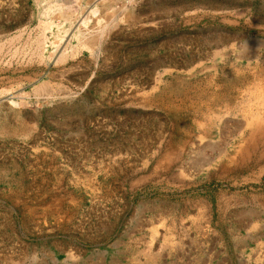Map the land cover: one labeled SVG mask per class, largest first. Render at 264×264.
Instances as JSON below:
<instances>
[{
	"label": "rangeland",
	"instance_id": "obj_1",
	"mask_svg": "<svg viewBox=\"0 0 264 264\" xmlns=\"http://www.w3.org/2000/svg\"><path fill=\"white\" fill-rule=\"evenodd\" d=\"M260 85L264 0H0V264H264Z\"/></svg>",
	"mask_w": 264,
	"mask_h": 264
},
{
	"label": "bare ground",
	"instance_id": "obj_2",
	"mask_svg": "<svg viewBox=\"0 0 264 264\" xmlns=\"http://www.w3.org/2000/svg\"><path fill=\"white\" fill-rule=\"evenodd\" d=\"M244 92L247 94L249 102L243 108L246 120L244 119L245 121L241 125L244 129L238 138L242 143L241 146L244 147L242 151L245 153V158H250L256 163L264 162V86L250 87ZM219 101L221 104L227 101L224 93L221 94L217 103ZM215 102V95H213L209 101V106L212 108ZM240 123L242 122L240 121ZM208 132L209 129L205 133Z\"/></svg>",
	"mask_w": 264,
	"mask_h": 264
}]
</instances>
